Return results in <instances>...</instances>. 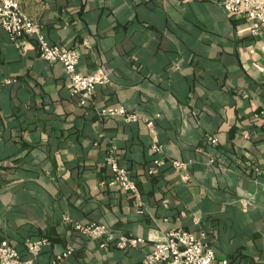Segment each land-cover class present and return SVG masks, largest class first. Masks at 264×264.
Segmentation results:
<instances>
[{
    "label": "crops",
    "instance_id": "obj_1",
    "mask_svg": "<svg viewBox=\"0 0 264 264\" xmlns=\"http://www.w3.org/2000/svg\"><path fill=\"white\" fill-rule=\"evenodd\" d=\"M21 8L50 43L78 50L79 73L108 76L97 107L160 115L159 142L168 159L189 162L191 181L170 165L145 176L147 127L121 117L100 123L72 99L61 65L0 28V241L27 257L22 242L46 239L35 264H52L68 247L61 264H142L153 245L101 251L62 224L69 214L144 239L203 233L218 259L264 264V119L256 117L264 112V30L252 36L219 0H21ZM209 135L220 147L213 164ZM110 142L136 176L143 216L128 194L100 186Z\"/></svg>",
    "mask_w": 264,
    "mask_h": 264
},
{
    "label": "built area",
    "instance_id": "obj_2",
    "mask_svg": "<svg viewBox=\"0 0 264 264\" xmlns=\"http://www.w3.org/2000/svg\"><path fill=\"white\" fill-rule=\"evenodd\" d=\"M156 1L158 3L174 1L178 4H188L193 0ZM219 5L228 17H244L251 24L252 36L257 37L264 30V0H219ZM0 28L17 46H20L25 39L33 40L40 60L51 65H61L69 80L70 95L75 97L81 106L90 101L98 86L109 82L108 76L101 70L88 75L79 73L77 70L80 57L78 50L50 43L46 39L41 25L23 11L21 0H0ZM98 114L100 117H121L126 123H134L138 120L136 113L128 111L123 106L102 108ZM256 117L264 119V112L260 111ZM144 122L150 134V152L156 157L153 161L154 168L149 171L152 173L156 167L164 164L166 158L153 120L145 118ZM208 141L211 144H217L214 137H209ZM113 148L107 158L110 179L100 182V186L118 188L131 193L139 200L136 183L128 172L118 165L113 155ZM207 156L208 162L213 164L215 159L210 154ZM171 166L179 172L182 182L191 181L188 172L189 163L173 160ZM137 205L141 206V202H138ZM61 222L81 236L96 242L99 249L103 251L138 248L148 241H152L153 245L150 251L144 255L142 264H229L227 259L217 258L214 249L208 244L203 233L196 236L183 229H172L167 231L161 239L154 240L151 236L144 239L115 234L103 224L95 222L82 224L73 220L68 214L62 216ZM46 245H48V241L44 238L27 241L25 243L27 257L23 258L7 240H1L0 264H35L37 256ZM72 251V248H66L55 256L52 264H61L66 257L71 255Z\"/></svg>",
    "mask_w": 264,
    "mask_h": 264
},
{
    "label": "trees",
    "instance_id": "obj_3",
    "mask_svg": "<svg viewBox=\"0 0 264 264\" xmlns=\"http://www.w3.org/2000/svg\"><path fill=\"white\" fill-rule=\"evenodd\" d=\"M153 1H155V2H157L156 0H153ZM158 3V2H157ZM11 81V80H10ZM97 89V88H96ZM95 92H96V90H95ZM95 92H94V94H95ZM72 97V99H75V100H77L75 97H73V96H71ZM78 101V100H77ZM118 106H123L124 108H126L124 105H121V104H108V105H104V106H96L95 104H94V95L92 96V98L90 99V101H88L85 105H83L82 107L83 108H89V109H92V111L95 113V115H96V117H97V120L100 122V123H103V122H105L106 120H109V119H111V118H119V117H117V116H106V117H100L99 116V114H98V112H99V110L100 109H102V108H106V107H118ZM127 109V108H126ZM128 110V109H127ZM128 111H131V112H134V113H136L137 114V116H138V120L136 121V122H134V123H129L130 125L131 124H139V123H142L144 126H146V124H145V122H144V119L145 118H147V119H152L153 120V122H154V124H155V126H156V128H157V130L159 131V129H160V127H159V120H160V115H158L157 117L156 116H148L147 114H143V113H141V112H139V111H136V110H128ZM209 137H212V136H205L204 137V142L203 143H205V148H206V151H205V153H206V155H208V154H210L214 159H215V157L216 156H214L215 154H216V152H217V150L220 148L219 147V144H218V141H217V144L216 145H214V144H211L209 141H208V138ZM161 146H162V150L164 151V155H165V158H166V160H165V162H164V164L162 165V166H160V167H156L155 169H154V172H152V173H150L149 171H150V169H152V168H154V164H153V161H154V159L156 158L155 157V155L154 154H152V153H150V158H149V161H148V164H147V166H146V169H145V176H147L149 179H152V178H154V177H156V176H159L160 174H161V170H163V168H165L166 167V165H170L171 166V161H173V160H170V159H168L167 158V156H166V154H165V150H164V146L161 144ZM114 147V148H113ZM112 148H113V155H114V157H115V159H116V161H117V163H118V165L120 166V167H122V168H124L127 172H128V174H129V176L135 181V183H136V186H137V189H138V193H139V200H137L136 198H135V196H133L131 193H128V192H125V191H123V190H121V191H123V192H125L126 194H128L132 199H133V202H134V204H135V207H136V209L138 210V212L141 214V216H143L144 214H145V208H144V205H143V200H142V194H141V192H140V190H139V188H138V181H137V179H135L136 178V176H135V174H133L130 170H128L124 165H122V163H121V160H120V156H119V150H118V147L116 146V144L115 143H111L110 142V145H109V148H108V153L106 154V156H105V158H104V161H103V163H102V175H101V177H100V179H99V181L100 182H102V181H108L109 179H110V169H109V166H108V163H107V158L109 157V155H110V151L112 150ZM176 161V160H175ZM178 161H180V160H178ZM181 162H184V161H181ZM185 162H187V163H189L188 161H185ZM172 167V166H171ZM188 172H189V174H190V171L188 170ZM106 188H108V189H111V190H113L114 189V187H106ZM163 200H165V199H159V203L161 202L162 203V201ZM167 201V200H166ZM138 202H141V206H138L137 204H138ZM142 212V213H141ZM69 215V214H68ZM73 220H75L71 215H69ZM146 216V215H145ZM76 221V220H75ZM96 223H100V224H103V225H105L109 230H111L112 232H114L115 234H121V233H119V232H117V231H115L112 227H110L109 225H107V224H105V223H102V222H96ZM71 231H75V230H73L72 228H70V227H68ZM76 232V231H75ZM76 233H78V232H76ZM192 233V232H191ZM79 234V233H78ZM81 236V235H80ZM6 240V239H5ZM32 240H34V239H27V240H25L24 242H22V246L24 247V250H25V243L27 242V241H32ZM8 242H9V244L10 245H12L14 248H16L17 250H18V252L20 253V249H19V247H18V245L17 244H15L14 242H12V241H10V240H7ZM209 244V243H208ZM98 246V245H97ZM101 250V249H100ZM127 250H129V249H127ZM127 250H122V251H127ZM26 251V250H25ZM102 251V250H101ZM107 252H109V251H107ZM20 255H21V253H20ZM22 256V255H21ZM23 258H25L24 256H22Z\"/></svg>",
    "mask_w": 264,
    "mask_h": 264
}]
</instances>
